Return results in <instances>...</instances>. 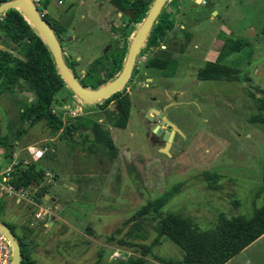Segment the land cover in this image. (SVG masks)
<instances>
[{
  "label": "rangeland",
  "instance_id": "rangeland-1",
  "mask_svg": "<svg viewBox=\"0 0 264 264\" xmlns=\"http://www.w3.org/2000/svg\"><path fill=\"white\" fill-rule=\"evenodd\" d=\"M190 1L171 0L166 11L178 16ZM41 4L38 9L42 15L47 13L67 24L70 37L63 44L64 51L73 59L84 56L86 63H91L98 52L99 39L109 37L106 29L112 15L124 8H117L110 0H42ZM194 4H188V17H194L190 23L197 58L183 57L181 66L169 68L160 82L155 80L147 86L145 81V93L166 103L176 89L198 80L179 94L181 99L196 97L197 103L168 111L183 132L178 137L179 148L163 152L164 141H155L151 131L145 133L144 140L140 128L132 138L130 131H118V135L124 132L120 134L124 140L114 134V142L108 128L113 106L100 111L96 102H84L66 84L67 88L55 95L52 112L66 124L86 119L101 122L116 149L114 158H110L103 144L93 146L88 142L94 139L91 128L75 131L72 142L61 139L62 130L52 133L46 119L34 124L23 119L21 109L34 96L26 83L0 91V136L21 156L27 155L30 144L44 149L43 156L32 163L48 170L40 186H48L49 195L37 200L34 195L41 188L28 186L26 198L19 203L1 199L7 203L5 220L17 225L18 234L28 240L38 264H95L99 260L102 264H124L137 257H143L144 264H166L167 260L182 259L184 251L167 238L152 254H143L158 234V220L153 215H137L149 201L180 182V191L162 212L189 216L203 230L214 229L221 213L230 218L250 217L263 205L264 194L258 192L263 184L264 123L254 124L249 119L260 113L259 98H264V0H211L205 7ZM183 19L179 22L184 23ZM233 38L247 45L223 61L240 71L242 79H202L207 64L217 62L226 41L234 45ZM157 73L150 71L148 75ZM0 147L5 146L0 143ZM207 170L221 174L215 187H210L203 175ZM59 173L60 179L75 190L52 180ZM39 206L43 212H39ZM115 251L121 258L113 261ZM246 254L255 264H264V239Z\"/></svg>",
  "mask_w": 264,
  "mask_h": 264
},
{
  "label": "trees",
  "instance_id": "trees-1",
  "mask_svg": "<svg viewBox=\"0 0 264 264\" xmlns=\"http://www.w3.org/2000/svg\"><path fill=\"white\" fill-rule=\"evenodd\" d=\"M8 1L11 0H0V4ZM151 2L152 0H120L123 7L138 10L142 14H145ZM43 17L50 22L59 40L61 36L67 35V24H61L47 13ZM172 26L173 22L170 20L169 12L166 9L162 10L155 26L156 34L160 35L159 31L162 32ZM229 42L230 40H227L224 44L219 60L207 64L208 71H206V75L202 76V79L216 81H239L242 79L240 71L228 66L223 59L237 50L244 49L247 44L242 39L236 40L232 46ZM0 45L4 46V48L0 47V91L4 92L24 82L34 95L33 100L27 102V105L21 109L23 119L30 120L31 124L46 119L52 133L62 130L61 139L69 138L68 140L72 142L71 136L75 131L91 128L94 139L88 142L93 146L95 143L103 144L110 154V158H114L116 153L114 142L109 132L105 131L99 123L86 119V121H78V124L73 122L66 124L52 112L55 95L67 88V85L59 73L47 44L18 8H9L0 15ZM65 60L74 71L73 66L78 60L66 57ZM82 83L96 88L100 81H95L94 78L89 77L87 81H82ZM258 106L260 113L251 115L249 119L254 124L264 123V98H259ZM0 143L5 146L7 157L12 151V144L1 136ZM46 145H51V143L47 142ZM90 148L91 146H89V150H91ZM47 171L38 168V163L35 162L25 168L14 182L18 187L35 186L40 189V183L47 177ZM203 175L210 187H215L221 177L220 173L211 170L205 171ZM54 177L60 178V175L55 174ZM182 185V182L175 184L167 189L163 195L149 201L137 211L139 216L145 215L146 218L153 215L152 217L158 220L156 225L158 234L151 244L145 246L143 254H152L153 249L162 242V239L167 238L184 251V256L180 260L181 264H225L264 235V203L250 217L230 218L225 213L219 214L216 227L212 230L201 229L193 218L182 213L168 212L164 214L162 212L163 207L180 191ZM47 187L36 192L34 196L37 200L49 193V187ZM258 193L264 194V171L263 184ZM6 210V201L0 200V221L7 224L15 232L21 243V264H38L30 252L28 240L18 234L17 225L5 220ZM103 255L105 252L102 253ZM145 262L143 257H137L124 264H144ZM167 263L174 264L172 261H167ZM95 264H102V262L99 260Z\"/></svg>",
  "mask_w": 264,
  "mask_h": 264
},
{
  "label": "flooded vegetation",
  "instance_id": "flooded-vegetation-1",
  "mask_svg": "<svg viewBox=\"0 0 264 264\" xmlns=\"http://www.w3.org/2000/svg\"><path fill=\"white\" fill-rule=\"evenodd\" d=\"M154 1L155 0H152L145 14H142L138 10L127 8L129 11H125L124 9V11L118 10L112 15L110 18V27L106 29L109 33V37L106 36L104 39H99L96 44V46L99 45L98 52L92 58L91 63H86L83 58L84 56H82L78 59V63L73 66L81 82L87 81L89 77H92L95 81H100V84L96 87L99 88L121 76L127 63L130 50L138 36L140 27L147 17ZM170 1L171 0L166 2L162 10L168 7ZM196 2L197 0H191L189 3L187 2L184 6V10L178 16H174L173 12L169 11L173 26L166 28L162 32L159 31L160 35H157L155 26L160 17V12L154 21L147 39L143 41L140 49L135 55L131 72L124 86L112 95L96 102V104L101 107L100 111H107L109 107L113 106L114 112L111 118L108 119L109 123H112V125H109L108 128L111 131L114 142V134H116L120 140L123 139L120 134L128 130L130 131V138H132L135 136L134 131L141 129L144 140L145 133L149 134V131H151L154 134L155 141H164V147L169 145V148H172L175 147L173 144L177 145L178 137L180 134H183V132L176 122L175 117L173 115L170 116L168 111L179 105H195L197 103L196 97L181 99L179 94L183 91H181L180 87L175 90L172 99L168 100L166 103H162L161 99L156 95L148 96V94L145 93V81L147 82L146 85L150 86V82L164 79L165 76H167L169 68L173 67L172 69H175L177 66H181L183 57L195 59L196 55H194L193 52H195L194 47L197 45L195 33L191 29L194 17H188V12L190 11L188 4H194ZM207 3L209 5L211 0H202L198 5L195 6L194 4V6L205 7ZM218 3L219 2L214 3L211 12L216 9ZM181 17L184 18V23L179 22L181 21ZM199 20L200 18L196 19V21ZM177 26H179V28H177ZM69 37V34L60 37L62 46L64 43L68 42L67 40ZM238 39L239 38H233L232 40L236 41ZM191 46L193 49L190 48ZM63 49L65 51L67 50L64 47ZM65 51V57L69 59L72 58L69 57ZM239 51L240 50H237V52ZM83 62H85L83 67L78 69L77 66H81ZM189 63L191 65V61H189ZM150 71H158V73L154 76H149L148 74ZM160 73L161 75H159ZM145 75L148 76L145 77ZM87 87L92 86L89 85ZM150 101H152L153 104H150ZM170 102H175L177 104L164 110V106ZM159 112H163L167 119L175 123L180 130L174 129L164 120ZM133 123H135V125L132 126ZM100 124L102 128L106 130V127H104L101 122ZM149 124H152V126L149 127ZM129 125L132 126L131 129H129ZM157 127H159V129ZM154 129L160 130V133L155 132ZM118 131L124 132L118 135ZM172 131H174V134L171 140H165V138L161 136V133L165 132L164 134L170 137Z\"/></svg>",
  "mask_w": 264,
  "mask_h": 264
},
{
  "label": "water",
  "instance_id": "water-1",
  "mask_svg": "<svg viewBox=\"0 0 264 264\" xmlns=\"http://www.w3.org/2000/svg\"><path fill=\"white\" fill-rule=\"evenodd\" d=\"M168 0H155L153 5L151 6V9L148 12L147 17L145 18L142 26L140 27L138 36L130 50L129 57L127 60V63L125 65V68L119 78H116L115 80L99 87V88H92L85 86L78 76L72 71V69L69 67L65 60L64 56V49L62 46V43L59 40V37L57 36L56 32L54 31L52 25L49 21H47L36 4L33 2V0H11L8 2H4L0 4V15L4 13L9 8H18L26 17V19L30 22V24L34 27V29L38 32V34L43 38L45 43L47 44L48 48L50 49L54 60L56 62L57 68L59 70V73L61 74L62 78L66 82V84L76 93L84 102L86 103H95L99 100L106 98L116 91L120 90L130 72L133 66V61L135 58V55L137 51L140 49L142 43L144 40L147 39V36L154 24V21L158 17L159 13L161 12L162 8L166 4ZM202 0H197L195 3V6L198 5ZM198 80H195L194 83L188 84L181 88V91H184L188 88H190L193 84H197ZM175 102H170L169 104L164 106V110H167L169 107L176 105ZM157 112V111H156ZM159 114L164 118L166 122H168L174 129L180 130L177 125L173 122H171L167 117L164 115L163 112H159ZM165 123V122H164ZM159 129V127H157ZM155 132L160 133V130L154 129ZM165 133V132H164ZM161 133V136L165 138V140H171L172 136L174 134V131L171 132V136ZM175 147H178L177 145L173 144ZM179 148V147H178ZM163 152H169V145L164 147L162 149ZM57 184L63 185L67 188H72V186L64 182L63 180L59 178L53 179ZM49 194H46L48 196ZM0 230L3 231L7 237L9 238L12 248H13V258H12V264H21L22 259V247L21 243L15 234V232L12 231V229L5 223L0 221Z\"/></svg>",
  "mask_w": 264,
  "mask_h": 264
},
{
  "label": "built area",
  "instance_id": "built-area-1",
  "mask_svg": "<svg viewBox=\"0 0 264 264\" xmlns=\"http://www.w3.org/2000/svg\"><path fill=\"white\" fill-rule=\"evenodd\" d=\"M37 7L41 6L42 0H33ZM82 109V106L79 105ZM41 153V155H37ZM44 151L40 148L28 147L27 155L21 156L20 151L12 150L6 157V149L0 148V200L5 199L7 202L15 200L19 203L26 198L28 189L25 186L18 187L15 180L19 178L20 173L24 171L33 161L42 157ZM39 212L44 208L39 206ZM37 214L40 217L41 213ZM47 213V212H45ZM13 248L7 235L0 230V264H12ZM121 258V254L115 251L111 259L116 261Z\"/></svg>",
  "mask_w": 264,
  "mask_h": 264
},
{
  "label": "crops",
  "instance_id": "crops-1",
  "mask_svg": "<svg viewBox=\"0 0 264 264\" xmlns=\"http://www.w3.org/2000/svg\"><path fill=\"white\" fill-rule=\"evenodd\" d=\"M111 1V3L113 4H116V6H118V8H120L122 5L120 4V0H110ZM62 3V2H61ZM123 7V6H122ZM125 8V7H124ZM123 8V9H124ZM125 11H128L127 9H124ZM124 10H122V11H124ZM210 18H212V17H210ZM213 19V18H212ZM56 21H58V19H55ZM65 25H66V23H64ZM66 27H67V25H66ZM68 29V28H67ZM70 30H71V28H69ZM68 34V33H67ZM28 147H35V148H38V147H36L35 145H29ZM0 148H5V147H0ZM46 148V147H45ZM28 149V148H27ZM40 149H42V148H40ZM42 150H44V149H42ZM43 156V155H42ZM40 159V158H39ZM47 173H49V172H47ZM60 177H61V174H60ZM53 179H54V177H53ZM52 179V180H53ZM60 179V178H59ZM62 180V179H61ZM64 181V180H63ZM65 182V181H64ZM57 184V183H56ZM57 185H60V184H57ZM71 185V184H70ZM65 188H67V187H65ZM71 190H75L74 189V187L72 186V188H70ZM262 239H264V235L263 236H261L259 239H257L255 242H253L251 245H249L248 247H246L245 249H243L240 253H238L237 255H235L232 259H230L227 263H225V264H255L254 262H253V259L250 257V255H248V254H246V251H248V249H250V248H252V247H254L255 245H256V243L258 242V241H261ZM182 258V257H181ZM166 260V259H165ZM180 260L181 259H177V260H167L168 262H170V261H172L174 264H181L180 263ZM166 264H168V263H166Z\"/></svg>",
  "mask_w": 264,
  "mask_h": 264
},
{
  "label": "snow or ice",
  "instance_id": "snow-or-ice-1",
  "mask_svg": "<svg viewBox=\"0 0 264 264\" xmlns=\"http://www.w3.org/2000/svg\"><path fill=\"white\" fill-rule=\"evenodd\" d=\"M37 155L39 156V155H41V153H37Z\"/></svg>",
  "mask_w": 264,
  "mask_h": 264
}]
</instances>
